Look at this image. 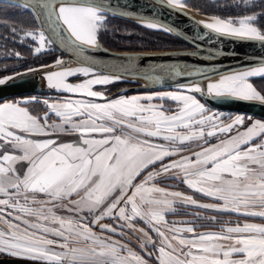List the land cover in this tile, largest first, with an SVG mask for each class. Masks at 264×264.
I'll return each instance as SVG.
<instances>
[{"label":"snow or ice","instance_id":"snow-or-ice-1","mask_svg":"<svg viewBox=\"0 0 264 264\" xmlns=\"http://www.w3.org/2000/svg\"><path fill=\"white\" fill-rule=\"evenodd\" d=\"M167 4L187 7L184 0ZM8 6L34 12L40 28L24 35L38 42L37 54L59 41L75 57L79 67L58 58L51 66L58 70L47 73L46 81L50 89L80 98L44 100L42 115L16 102L0 103V254L32 264H264V222L197 212V219L220 225L201 232L195 221L168 219L194 206L264 221V120L245 126L244 115L225 119L195 96L174 92L106 100L93 86L119 77L99 74L86 53L100 47L112 12L107 0ZM256 20V14L212 16L203 27L264 44ZM144 26L162 27L150 21ZM74 76L91 78L69 83ZM250 77H264V64L187 91L264 105ZM167 101L175 107H166ZM64 136L75 139L62 142ZM192 143L200 150L184 155ZM169 179L216 202L201 203L165 186Z\"/></svg>","mask_w":264,"mask_h":264},{"label":"water","instance_id":"water-1","mask_svg":"<svg viewBox=\"0 0 264 264\" xmlns=\"http://www.w3.org/2000/svg\"><path fill=\"white\" fill-rule=\"evenodd\" d=\"M1 3H31V0H0ZM116 17L144 26V21L162 25L153 30L162 31L180 39L190 48L162 51H120L106 47L100 41L99 49H87V55L99 66V73L119 77L115 82L131 84L104 96L112 100L123 94L169 89L187 90L199 84L204 89L221 75L242 72L264 64V44L259 41L240 40L221 36L203 27L198 12L189 8H172L167 0H107ZM30 11L35 18V14ZM37 21V20H36ZM39 27L40 23L37 21ZM145 27V26H144ZM164 29H170L165 31ZM67 62V67L80 65L71 52L59 41L53 44ZM55 62L26 69L3 77L0 85V102L27 95L77 96L57 92L47 86L46 74L54 70ZM105 66H107L105 68ZM150 76L151 79L145 78ZM11 77L12 79H8ZM205 77H210L207 79ZM68 78L69 83L72 82ZM209 108L223 113H235L264 120V105L252 101L222 100L201 93H192ZM79 97V96H77ZM91 99V98H89ZM105 101V100H97ZM0 264H32L10 256H0Z\"/></svg>","mask_w":264,"mask_h":264},{"label":"trees","instance_id":"trees-1","mask_svg":"<svg viewBox=\"0 0 264 264\" xmlns=\"http://www.w3.org/2000/svg\"><path fill=\"white\" fill-rule=\"evenodd\" d=\"M190 6L201 11L203 14L224 18L256 14L257 20L255 23L264 31V0H253V3L248 5L245 4L244 0H191ZM12 27H34L37 29V22L30 11L9 7L8 5L0 3V36L10 35V29ZM99 41L110 49L120 51L154 52L190 48L180 39L174 38L162 31H156L116 17H108L106 27L99 34ZM21 50L24 57H28L27 61L13 63L14 59H8L6 62L9 63L5 69H0V78L15 74L24 69L26 70L31 66L50 63L57 58V55H61L55 48L51 52L48 51L43 55H38V57L32 56L25 48H21ZM6 62L4 61V64ZM253 82L263 92L260 85L264 84V77L254 79ZM33 104H36V102L28 103L27 106L29 109L35 111ZM41 110L45 112L46 109L42 108ZM181 189L190 193V190L183 186Z\"/></svg>","mask_w":264,"mask_h":264},{"label":"rangeland","instance_id":"rangeland-1","mask_svg":"<svg viewBox=\"0 0 264 264\" xmlns=\"http://www.w3.org/2000/svg\"><path fill=\"white\" fill-rule=\"evenodd\" d=\"M190 1L191 0H186V2H184L187 5L186 8L192 9L193 11L198 12V13H200L202 15H206V14H203L201 11H198L197 9L192 8L190 6ZM2 4L9 5L8 3H2ZM22 10H27V9H22ZM207 16H213V15H207ZM255 25L258 28H260L257 23H255ZM39 28L40 27H39V25L37 23V29H39ZM16 29L18 30V32L16 34H13L10 31V35H4L3 37L0 36V67H1L0 69L1 70L5 69L6 65H8L9 62H6V61H8V59L9 60H13L14 59L13 63H20L21 61H24V62L27 61L28 57H24V55L22 54L21 48L27 49L31 53V55L34 56V57H36V56L38 57V55H43V54L47 53L48 51L51 52L53 50V48H54L53 45H50V46L47 47L46 50H44L41 53L37 54L35 52V47L38 46V42L32 41L30 37H26L24 35L25 31L36 30V28H34V27H32V28L20 27V28H16ZM15 53H19L20 55L17 56V55H15ZM58 58H61V55H57V58L55 60H53L52 62H55ZM4 61L6 62L5 64H4ZM52 62H50V63H52ZM50 63H47V64H50ZM42 65H46V64H42ZM42 65L31 66V67H29L27 69H31V68L42 66ZM24 70H22V71H24ZM99 74H101V73H99ZM101 75H103V74H101ZM4 77H6V76H4ZM2 78L3 77H1L0 79H2ZM89 78H91V77L74 76V77L70 78V81L81 83L84 80L89 79ZM257 78H260V77H250L249 78V82L252 83L253 86L258 91L261 92V90L258 87H256L257 85H255V83L253 82V80L257 79ZM130 85L127 84V83H123V82H114V83H111V84H108V85H95V86H93V90L102 92L103 95L106 96V95L111 94L112 92H115V91L117 92L118 89H121L123 87H126V86L130 87ZM260 86L262 88V91L264 92V84H261ZM168 92L181 93V94H185V95H193L190 92H188L187 90H183V89H169V90H159V91H149V92H138V93H131V94H123V95L117 96L116 98L121 97V96H123V97H132V96L156 95V94H162V93H168ZM263 92H261V94H263ZM195 97L197 99H199L201 101V103H204V102H202V100L200 98H198L197 96H195ZM19 98H20V100H18ZM19 98H14L13 100L14 101H19V102H21V101L22 102H27V103H29V101L43 103L44 100H48L49 102H55V101H58V100H63L65 98L79 99L80 97H77V96H66V95L65 96H63V95H30V96H24V97H19ZM30 98H32V99H30ZM116 98H114V99H116ZM114 99H112V100H114ZM95 102L104 103L105 101H97L96 100ZM165 106L166 107H168V106L175 107L174 102H171V101H167ZM205 106L210 110V112L217 113V114H222V117L225 118V119L227 117H229V116L239 115V114H235V113H223L221 111H216V110H213V109L209 108L208 105H206V104H205ZM38 111H40V110L38 109ZM35 113L39 114L38 112H35ZM244 116L246 118V125L245 126H247L248 124H251L254 120H257V118H254V120H253V117H252V121H249V120H247L248 116H246V115H244ZM71 138H72L71 136H67V137L64 136V137H61L60 139H61L62 142H65V141H69ZM213 142H215V139L213 140ZM184 148L187 149L184 152V155H190L191 152L200 150V146L197 143H192V144H189V145H185ZM174 182H175V184H177V180H175ZM182 186L184 188L188 189L186 185L182 184ZM182 186H180V189H181ZM181 190H183V189H181ZM188 190H190V193L189 192H185V193L194 195L195 199H198L199 201H202L204 203H210V202L215 203L216 202V201L212 200L209 197L207 198V197L203 196L200 193L194 192L191 189H188ZM183 191H185V190H183ZM178 212L180 213L179 215L170 214L168 219L170 221H172V220L195 221L199 231H201V232L218 231L220 225L219 224L211 225L208 220H204L202 218L201 219H197L196 216H195V213H197V212L200 213L201 217L215 215L219 219L228 220V221L240 220L241 222H244V221H246V222H254V223H262V222H264V221H261L259 218H245V219H243L242 217H237L236 214H232V213H214V212H211L210 210L197 209V208L189 207V206H185V207L179 208ZM104 222H108V221H104ZM139 226L140 227H145V225L142 222L139 224ZM153 236H154V233H153ZM114 238H119V237H114ZM131 243H132V246L134 248H136L135 241L132 240ZM136 250L138 252L140 251L138 248H136ZM141 254L143 255V253H141ZM0 256L4 257V256H7V255L0 254Z\"/></svg>","mask_w":264,"mask_h":264},{"label":"crops","instance_id":"crops-1","mask_svg":"<svg viewBox=\"0 0 264 264\" xmlns=\"http://www.w3.org/2000/svg\"><path fill=\"white\" fill-rule=\"evenodd\" d=\"M23 97V96H22ZM19 98V97H18ZM30 99H32V98H30ZM18 100H20V98L18 99ZM8 102H16V103H19V104H21V106H26L27 108H28V103L27 102H19V101H14L13 99H9V100H5V101H2V102H0V103H8ZM29 103H35L34 101L32 102V101H29ZM34 106V110L36 111V112H38L39 114H43L44 112L43 111H41V109L43 108V109H46V107H45V105L43 104V103H40V102H36V104H33ZM29 109V108H28ZM38 109L40 110V111H38ZM29 111L30 112H32L33 114H36L35 113V111H33V110H31V109H29ZM240 115V114H239ZM254 118L255 117H253V120H254ZM257 120H260V119H258L257 118ZM65 137H67V136H65ZM75 139V137H72L69 141H65V142H71L72 140H74ZM195 147V146H194ZM193 147V148H194ZM184 154V153H183ZM139 179V178H138ZM175 180H166L165 182H164V185L165 186H171V188L172 189H174V190H178V191H181V192H184L185 193V191H183V190H181L180 189V186H182V183H180L179 181H177V184H175V182H174ZM176 185V186H175ZM185 194H188V193H185ZM188 195H192V194H188ZM193 196V198L195 199V197H194V195H192ZM208 198V197H207ZM210 198V197H209ZM212 199V198H211ZM198 202H201V203H204V202H202V201H199L198 199H196ZM210 203H213V202H210ZM185 207V206H184ZM189 207H194V206H189ZM195 208V207H194ZM170 215V214H169ZM169 217V216H168Z\"/></svg>","mask_w":264,"mask_h":264},{"label":"bare ground","instance_id":"bare-ground-1","mask_svg":"<svg viewBox=\"0 0 264 264\" xmlns=\"http://www.w3.org/2000/svg\"><path fill=\"white\" fill-rule=\"evenodd\" d=\"M184 2H186V0H184ZM185 8H186V7H185ZM197 14H198L200 20H201L203 23H204V22H207L208 19H209L210 17H212V16H207V15H202V14H200V13H197Z\"/></svg>","mask_w":264,"mask_h":264}]
</instances>
